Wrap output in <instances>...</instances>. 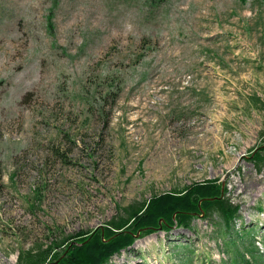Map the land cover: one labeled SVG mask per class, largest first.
<instances>
[{"label": "rangeland", "instance_id": "rangeland-1", "mask_svg": "<svg viewBox=\"0 0 264 264\" xmlns=\"http://www.w3.org/2000/svg\"><path fill=\"white\" fill-rule=\"evenodd\" d=\"M262 147L264 0H0V264L207 180L229 230L214 211L106 264H264Z\"/></svg>", "mask_w": 264, "mask_h": 264}, {"label": "trees", "instance_id": "trees-1", "mask_svg": "<svg viewBox=\"0 0 264 264\" xmlns=\"http://www.w3.org/2000/svg\"><path fill=\"white\" fill-rule=\"evenodd\" d=\"M263 153L264 147L252 156L255 166L263 162ZM224 193L226 190L222 191L218 180H207L182 192L154 196L140 207H131L127 217L113 221L104 232L75 236V243L61 254L55 250L66 243H52L39 253L21 252L18 264H106L112 256L130 248L138 236H148L160 229L168 231L175 226L188 229L195 217L209 218L214 211L222 215L229 230L239 216L240 207L222 199ZM246 264L250 263L246 261Z\"/></svg>", "mask_w": 264, "mask_h": 264}]
</instances>
